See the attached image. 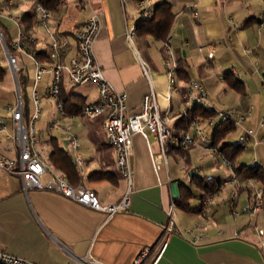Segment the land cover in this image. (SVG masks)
I'll use <instances>...</instances> for the list:
<instances>
[{
    "label": "crops",
    "instance_id": "crops-1",
    "mask_svg": "<svg viewBox=\"0 0 264 264\" xmlns=\"http://www.w3.org/2000/svg\"><path fill=\"white\" fill-rule=\"evenodd\" d=\"M13 1V4H8L7 0L0 4L1 22L11 34L15 30L14 22L7 14L17 12L23 16L30 7L29 2ZM139 2L91 0L89 5L80 0H62L60 15L52 24L69 41L60 60L67 63L76 54L74 33L95 11L100 28L94 42V55L107 80L115 89L127 93L128 112L140 111L143 95L150 89V82L139 63L142 60L150 70V81L157 93L160 111L172 117L171 126L177 129L187 84L178 77L176 86L169 82L164 67V40L145 32L144 27L138 24L140 21L129 39L128 29L138 16ZM150 2L154 10L163 2L171 4L174 19L168 35L176 55L182 57L189 80L197 79L217 102L218 108H232L247 115L243 125L255 133L249 137L247 147L242 149L249 150V153L241 159V164H259L264 168V125L261 124L264 115V27L259 26L264 19L263 1ZM191 2L197 3L196 16L186 10ZM28 30L39 38L37 51L46 52V33L36 20H32ZM15 35L12 34L13 38ZM210 53L213 55L210 56ZM41 59L47 60L44 55ZM20 60L24 68L33 71H29L30 89L34 66L26 56L21 55ZM10 71L15 87L11 68ZM51 79L52 73H45L36 85L38 92L47 95ZM235 79L242 82V90L233 86ZM61 87L67 95H76L83 103L98 99L94 83L72 86L65 72ZM56 117L61 123L72 124L73 132L79 139L84 165L77 168L82 184L94 190L103 205L119 203L128 185L119 174L114 151L107 143L101 126L102 117L89 119L81 113L66 112L63 115L58 112ZM0 123L7 126V132L0 131V155L12 156L13 152L5 150L9 142L7 134L13 131L10 115L1 114ZM219 126L220 123L205 128L213 136ZM236 128L242 131L241 127ZM62 136L65 142L59 144L65 147L67 137ZM132 141L134 174L129 207L112 215L55 191L29 189L26 192L19 176L0 169V249L39 264H75V258L83 259L87 255L105 264H133L144 247H150V259L161 254L156 264H264V243L256 229V225L264 227V206L256 215L246 210L253 202L251 189L248 185L237 187L232 182V166L225 165L219 154L206 151L200 144L171 149L168 155L170 177L182 180L197 174L220 179L223 183L205 206L202 205L199 190L198 205L189 201L196 210H185L175 202V228L162 250L167 233L165 226L169 223L173 203L172 191L170 186H159L156 181L148 142L157 152V139L150 135L147 141L141 134L135 133ZM238 142L239 137L235 143L219 142L216 145L220 149L225 144ZM197 149L213 158L200 169L192 167L191 162V152ZM49 153L42 158L48 161ZM170 156L176 162L183 160L184 167L179 166L180 172H184L182 178L171 172ZM222 166L227 169H222ZM96 170H110L117 176L110 179L88 178ZM185 184L193 186L192 180Z\"/></svg>",
    "mask_w": 264,
    "mask_h": 264
},
{
    "label": "built area",
    "instance_id": "built-area-1",
    "mask_svg": "<svg viewBox=\"0 0 264 264\" xmlns=\"http://www.w3.org/2000/svg\"><path fill=\"white\" fill-rule=\"evenodd\" d=\"M33 3L34 0H23ZM85 4H91V0H80ZM151 0H140V11L135 22L128 29V37L132 38L139 20H149L154 16V8L151 6ZM264 3V0H262ZM8 4H13V0H7ZM35 20L44 30L47 37V60H42L37 56L36 46L39 38L25 28L21 15L14 16L7 14V17L14 22L17 29L10 48L5 43L3 35L0 33V41L5 51L7 62L12 71L24 68L20 56L28 57L34 66L32 83L30 84L31 102L34 105V111L25 118V108L21 97L19 85L15 86L17 103L7 105L6 111L12 119L13 131L7 134L9 142L5 145L6 152H13L12 156L7 154L0 155V169L10 175L19 176L22 180L23 189L27 192L29 189H45L55 191L71 198L78 203L90 208L106 211L110 215L121 210H126L130 203V193L133 184V167L131 159L134 156V147L132 136L135 133L141 134L147 141L150 135H153L158 142L159 149L155 152L148 142L151 163L159 186H171V183H190L191 177L187 176L184 180H174L169 175L168 155L172 148H186L192 144H200L206 151L215 152L221 156L222 162L231 166V163L221 153L219 147L214 144L211 136L205 127L217 126V119L221 121L232 122L236 127H241L239 142L242 148H246L249 137L254 136V130L244 127L243 123L247 120V115L235 109H220L217 102L210 97L205 87L197 80L190 79L187 83V92L184 96L183 107L179 113L180 119L188 121L186 129H173L171 126L172 117L166 112L162 113L157 101V93L150 81V70L147 64L139 60L144 76L150 82V89L143 95L141 109L137 113L128 112L127 93L119 91L107 80L102 67L97 63L94 55V42L97 38L100 22L98 14L93 11L84 24L75 31L74 36L77 41L76 54L70 58L67 63L61 62L60 57L68 47L67 37L61 36L57 30L52 27L55 20L53 12L41 3H35ZM186 10L197 15V3L191 2L186 6ZM1 16V14H0ZM264 27V19L259 23ZM12 50V52L10 51ZM164 49L166 58L164 67L169 82L176 86L177 84V55L171 44V36L167 35L164 40ZM213 53H210L212 56ZM47 72L52 73V79L47 87L46 94L55 101L56 107L61 115L65 110L59 102L61 92L62 76L67 74L68 83L72 86L94 83L97 87L98 99L95 102H86L82 106L81 114L89 119L102 117L101 126L107 137L108 145L113 149L118 171L127 181V192L121 201L113 205H103L94 190L80 183L71 184L66 176L54 169L48 161L42 158L36 149V128L35 124L41 113L39 105V92L36 88L38 81ZM264 87V83H263ZM199 107L201 110H207L211 113L206 117L199 112L192 114V111ZM220 121V122H221ZM264 125V115L261 119ZM52 129L63 133L66 137L65 147L73 157L75 165L80 169L84 165V158L79 152V139L73 132L72 124L61 123L58 117L50 123ZM0 131L7 132V126L0 123ZM46 176V178H44ZM232 182L237 186L248 185L253 195L252 204L246 208L253 215H256L263 208L264 190L258 188L252 183V179H240L233 174ZM221 187V186H220ZM219 190V189H218ZM217 190V191H218ZM216 191V192H217ZM214 194H207L202 198V205H207ZM169 212V223L165 226L167 231L164 249L169 237L175 228L174 208L175 198ZM258 235L264 243V227L256 225ZM192 233V230H188ZM195 241V240H194ZM150 247H144L134 260L133 264H156L160 255L150 259ZM0 264H39L34 261L7 253L0 249ZM75 264H105L102 261L94 259L91 256H85L83 259L75 258Z\"/></svg>",
    "mask_w": 264,
    "mask_h": 264
},
{
    "label": "trees",
    "instance_id": "trees-1",
    "mask_svg": "<svg viewBox=\"0 0 264 264\" xmlns=\"http://www.w3.org/2000/svg\"><path fill=\"white\" fill-rule=\"evenodd\" d=\"M41 3L47 8H49L54 17L60 15V5L62 0H34L33 3H30L29 9L22 16L25 28L28 30L31 26L32 20H35V3ZM174 19V12L172 11V6L168 2H163L159 4L154 10V16L149 20H139L137 23L144 27L145 32L155 36L158 39L165 40L169 34L171 24ZM0 30L3 34L5 43L10 48V44L13 40V36L10 32V29L7 28L0 19ZM12 52V50L10 49ZM37 56L41 59L42 56L47 57V52L37 51ZM6 69L0 65V80L5 76ZM29 71L27 68H23L17 71L18 83L21 91V97L25 108V118L27 119L28 114L30 113V89L28 86L29 83ZM177 77L186 84L189 82L188 74L185 70V64L182 61L181 56H177ZM233 86L237 89L242 90V82L238 79L233 80ZM187 92V87H186ZM59 102L62 103L63 108L66 113L78 114L81 113L82 106L84 105L83 101L78 98L76 95H67L61 87V92L59 94ZM199 112L202 116L206 117L211 112L207 110H201L199 107H196L192 114ZM177 129H186L188 127V121L184 118L180 119L177 123ZM236 126L232 122L221 121L219 128L213 134V142L217 144L222 138H224L229 132L233 131ZM51 150L48 155V162L50 165L64 174L68 181L77 185L82 183V176L80 170L77 168L73 161V157L69 150L61 146L57 138H51ZM242 146L240 144H225L220 148L223 156L228 159L233 167L234 174H236L240 179H254L260 182L264 188V168L259 164L246 165L240 164L236 165L235 161L239 154L242 152ZM116 173L110 170H96L93 171L88 178L90 179H110L115 178ZM193 184L200 190L202 198L207 194H214L220 188L223 181L213 177H205L194 174L191 177ZM180 193L179 196L175 199L177 206L185 210H196V208L191 207L190 199L194 195V191L191 186L186 185L185 183H180Z\"/></svg>",
    "mask_w": 264,
    "mask_h": 264
},
{
    "label": "rangeland",
    "instance_id": "rangeland-1",
    "mask_svg": "<svg viewBox=\"0 0 264 264\" xmlns=\"http://www.w3.org/2000/svg\"><path fill=\"white\" fill-rule=\"evenodd\" d=\"M5 0H0V4H2ZM26 5H29V3H25ZM10 14L14 16H19V13L17 12H10ZM5 16V15H4ZM3 18V16H0ZM13 24H11V27ZM15 27V26H14ZM17 29L15 27V30H12V34H16ZM31 62V60H30ZM0 65L6 69L5 76L2 80H0V115H5L7 114L6 111V106L7 105H15L17 103V97L15 94V87L14 83L12 80V73L9 68V64L7 62V57L5 54V51L2 48L1 41H0ZM30 73L33 71L31 68H29ZM48 76L46 75L45 79H47ZM264 95V92H262ZM31 99V96H30ZM39 105L41 107V113L39 115L38 120L36 121L35 128H36V149L40 153V155L44 158L45 155L50 151L51 147V138L55 137L59 139V143L62 144L65 142L64 137L62 136L63 133L59 132L56 129H52L50 127V123L52 120L56 117L58 114V109L56 107L55 101L51 98H49L47 95H45L42 91L39 92ZM34 111V105L30 101V112L32 113ZM220 119H217V123H220ZM214 128H212L213 130ZM240 129L236 128L233 131L229 132L224 138L220 140L221 144L224 143H235L239 137L240 134ZM212 132V131H211ZM64 135V134H63ZM63 139V140H62ZM63 142H62V141ZM80 150V149H79ZM82 150H85L82 146ZM80 152V151H79ZM249 150H242V152L239 154L237 157L235 164L238 165L239 163L241 164V159L245 156L248 155ZM213 158L209 155L204 154V151L201 149H197L191 152V162H192V167L200 169L201 167L205 166L207 163H209L210 160ZM170 161V169L171 172L176 174L179 177L184 176V172H180L179 166L184 167L183 160L176 162L173 157H169ZM222 169H227L226 167L224 168L223 166L221 167ZM233 169V167H232ZM206 170V167H205ZM120 174V172H119ZM121 175V174H120ZM184 180V179H182ZM252 183L256 187L263 188L262 184L258 182L257 180H252ZM192 189L196 196L192 197L190 202L192 205H198L199 202V190L197 187L193 184ZM264 190V188H263ZM264 206V205H263Z\"/></svg>",
    "mask_w": 264,
    "mask_h": 264
},
{
    "label": "water",
    "instance_id": "water-1",
    "mask_svg": "<svg viewBox=\"0 0 264 264\" xmlns=\"http://www.w3.org/2000/svg\"><path fill=\"white\" fill-rule=\"evenodd\" d=\"M12 72H13V75H14L15 84L16 85H19L18 78H17V74L14 71H12ZM179 186H180V183H178L176 181L172 182L171 183V186H170L171 191H172V195H173V197L175 199L179 196Z\"/></svg>",
    "mask_w": 264,
    "mask_h": 264
}]
</instances>
